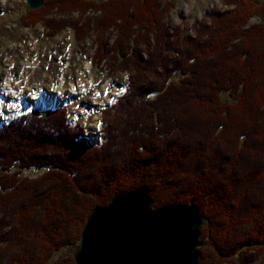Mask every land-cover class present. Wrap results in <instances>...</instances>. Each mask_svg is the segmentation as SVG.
Here are the masks:
<instances>
[{"label":"trees","instance_id":"16d2710c","mask_svg":"<svg viewBox=\"0 0 264 264\" xmlns=\"http://www.w3.org/2000/svg\"><path fill=\"white\" fill-rule=\"evenodd\" d=\"M51 4L92 12L98 36L114 28V38H94L92 63L128 78L100 111L101 145L66 108L0 125V264H49L64 248L76 252L94 208L130 190L150 194L155 209L199 208L200 264H234L237 252L264 264V2L225 0L228 8L208 12L191 34L164 22L172 2ZM253 16L260 22L248 25ZM31 169L43 173L23 175Z\"/></svg>","mask_w":264,"mask_h":264},{"label":"rangeland","instance_id":"374dc122","mask_svg":"<svg viewBox=\"0 0 264 264\" xmlns=\"http://www.w3.org/2000/svg\"><path fill=\"white\" fill-rule=\"evenodd\" d=\"M26 2L0 0V125L32 109L66 108L69 121L82 126L89 142L100 144L104 139L100 111L123 94L128 74H110L103 64L94 66L96 44L93 40L114 38L116 30L112 28L98 36L100 31L96 30L92 12L79 14L57 9L51 4L54 0H44L40 8L29 13ZM161 2L173 3V7L163 12L166 13L164 22L170 27L182 25L186 34L193 33L196 23L203 21L211 10L228 8L225 0ZM87 18H91L90 24L85 23ZM76 22L80 30L74 28ZM259 22L253 16L248 25ZM38 94L40 98L34 99ZM42 173L34 169L23 171V175L32 178ZM69 254L74 257L75 252L71 247L64 248L49 264H57ZM234 258V264H260V260L248 261L243 252Z\"/></svg>","mask_w":264,"mask_h":264},{"label":"water","instance_id":"95a60500","mask_svg":"<svg viewBox=\"0 0 264 264\" xmlns=\"http://www.w3.org/2000/svg\"><path fill=\"white\" fill-rule=\"evenodd\" d=\"M44 0H27L29 10ZM48 111L43 113V117ZM142 190L117 194L96 207L81 232L75 264H199L203 216L196 205L153 209Z\"/></svg>","mask_w":264,"mask_h":264},{"label":"bare ground","instance_id":"6f19581e","mask_svg":"<svg viewBox=\"0 0 264 264\" xmlns=\"http://www.w3.org/2000/svg\"><path fill=\"white\" fill-rule=\"evenodd\" d=\"M227 32V31H226ZM222 36V35H221ZM253 36V35H252ZM255 38V37H254ZM222 39H223V37H222ZM221 39V40H222ZM249 41H250V39H249ZM263 45V44H262ZM209 55V54H208ZM220 71V70H219ZM206 74V73H205ZM208 75V74H207ZM212 75V74H211ZM211 77H213V76H211ZM210 80V79H209ZM40 94H38V95H36V96H33V98L34 99H38V98H40V96H39ZM121 97V96H120ZM61 101H64L63 99L61 100ZM60 101V102H61ZM56 110V109H55ZM60 110V109H59ZM51 111V110H50ZM192 157V156H191ZM238 157V156H237ZM70 159V158H69ZM204 162V161H203ZM188 167V166H187ZM204 167V166H203ZM233 167V166H232ZM210 169V168H209ZM231 171V170H230ZM156 172V171H155ZM163 172V171H162ZM209 172V171H208ZM168 173V172H167ZM172 173V172H171ZM179 173V172H178ZM175 174V173H174ZM186 174V173H185ZM213 176V175H212ZM158 177V176H157ZM158 179V178H157ZM157 179H156V181H157ZM187 179V178H186ZM163 181V180H162ZM206 181V180H205ZM204 183V182H203ZM220 184V183H219ZM160 185V184H159ZM217 186V185H216ZM159 188V187H158ZM200 190V189H199ZM227 190V189H226ZM155 191V190H154ZM202 191H203V189H202ZM233 197H235V196H233ZM235 199V198H234ZM172 201H173V199H172ZM176 202V201H175ZM236 202V201H235ZM172 203V202H171ZM170 203V204H171ZM221 206V205H220ZM210 207V206H209ZM160 208V207H159ZM205 208V207H204ZM208 208V207H207ZM220 208V207H219ZM155 209V208H154ZM211 209V208H210ZM213 211V210H212ZM222 211H224V210H222ZM210 212V211H209ZM217 212V211H216ZM236 212V211H235ZM217 213H219V211L217 212ZM230 213V212H229ZM259 213V212H258ZM215 214V213H214ZM231 214V213H230ZM214 216V215H213ZM222 215H220V217H221ZM225 217V216H224ZM260 217V216H259ZM217 219V218H216ZM218 221H220V220H218ZM237 224V223H236ZM213 225V224H212ZM211 225V226H212ZM254 229V228H253ZM212 231V230H211ZM215 233V232H214ZM245 233V232H244ZM251 233V232H250ZM217 238V237H216ZM243 241V240H242ZM244 248V247H243ZM249 249V248H248ZM238 253V252H237ZM249 256V255H248Z\"/></svg>","mask_w":264,"mask_h":264}]
</instances>
